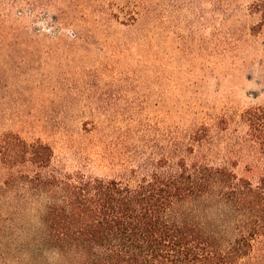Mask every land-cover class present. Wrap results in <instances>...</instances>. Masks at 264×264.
I'll return each mask as SVG.
<instances>
[{
    "label": "rangeland",
    "instance_id": "obj_1",
    "mask_svg": "<svg viewBox=\"0 0 264 264\" xmlns=\"http://www.w3.org/2000/svg\"><path fill=\"white\" fill-rule=\"evenodd\" d=\"M263 8L0 0V135L50 145L61 174L124 181L164 155L190 157L205 122L224 149L215 161H227L225 147L244 136L240 111L264 99L262 38L249 33ZM220 115L225 131L214 126ZM7 175L0 165V183Z\"/></svg>",
    "mask_w": 264,
    "mask_h": 264
},
{
    "label": "trees",
    "instance_id": "obj_2",
    "mask_svg": "<svg viewBox=\"0 0 264 264\" xmlns=\"http://www.w3.org/2000/svg\"><path fill=\"white\" fill-rule=\"evenodd\" d=\"M249 33L264 48V8ZM239 119L227 161L203 122L190 157L124 181L61 174L50 145L0 135V264H264V99Z\"/></svg>",
    "mask_w": 264,
    "mask_h": 264
}]
</instances>
